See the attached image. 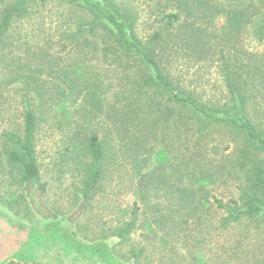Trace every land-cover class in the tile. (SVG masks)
Instances as JSON below:
<instances>
[{"label": "trees", "instance_id": "1", "mask_svg": "<svg viewBox=\"0 0 264 264\" xmlns=\"http://www.w3.org/2000/svg\"><path fill=\"white\" fill-rule=\"evenodd\" d=\"M45 1L15 0L0 14V57L6 61L2 68L0 96L5 95L7 103L17 104L23 118L21 132L15 126L8 127L3 138L6 156L19 170L21 180L32 183L40 178L35 150L39 127L54 118L60 117L64 121L68 106L77 105L74 111L80 112L84 121L99 118L104 124L110 122L116 134L112 144L107 128L103 129L102 135L99 129L87 134L85 154L88 161L82 163V198L86 206L96 196L111 161H127L132 157L130 163L134 177H137L132 186L133 194L146 206L154 225L160 230L175 229L174 214L181 215V220L202 215L206 203L213 206L215 216L222 212L219 225L224 228L251 220L264 223V108L258 112L251 109L252 103L258 101L261 88H264V52L249 53L246 62L223 56L227 98L224 103L204 100L170 70L165 53L158 46L164 39L162 32L157 31L144 42L136 32V16L126 11L117 0H61L89 16L80 20L71 34L63 32L65 38L86 46L100 42L93 52H86V58L89 53H98L103 62L121 75L113 93V103H110L106 94L114 84L105 83L100 74L94 75L89 69L84 71L77 63L73 68L60 71L50 65L45 72L43 61L53 62L45 59L44 52L35 59L26 50L21 54L12 52L16 44L11 34L13 25L30 18L33 5ZM246 1L248 5L254 2L253 7L258 8L253 19H249L238 5L219 9L200 0L197 3L200 7L195 10L197 4L186 1L180 4L181 8L165 16L168 22L165 29L173 30L177 23H184L183 30L187 31L178 38L184 35L185 43L193 44L195 30H201L195 20L209 10L214 16L226 17L229 29L224 40H230L246 24L253 22L255 38L264 43V0ZM185 16L194 18L193 22L187 19L180 21ZM233 48L237 49L236 46ZM218 128L234 132L238 137L235 143L228 142L222 149V145L211 138ZM157 130H161L160 138ZM173 134H177L179 139L173 155L176 163L169 172L161 167L168 160L167 154L171 153L166 151L167 147L160 152V163L152 170L143 171V163L148 161L155 145H164L165 139ZM229 149L231 151L227 152ZM210 186L214 189L230 186L237 196H231L224 202L216 196L217 193L211 194ZM164 188L169 190L162 194ZM164 195L176 201L177 209H172L175 205L170 207L172 213L161 208V201L152 203L155 199L162 200ZM134 213L131 220L116 227L110 238H101L107 247L103 248L105 252H115V243L119 245L129 240L137 225V212ZM0 216L7 214L0 213ZM59 217L55 214L51 220H46L44 230L64 234L67 241L74 242L84 254L93 252V241L81 240L79 231L67 228L66 220ZM94 239L99 240L100 237ZM144 250L140 248L138 254L130 250L131 255L127 259L140 264L137 259ZM6 264L37 263L10 260Z\"/></svg>", "mask_w": 264, "mask_h": 264}, {"label": "rangeland", "instance_id": "2", "mask_svg": "<svg viewBox=\"0 0 264 264\" xmlns=\"http://www.w3.org/2000/svg\"><path fill=\"white\" fill-rule=\"evenodd\" d=\"M14 1L0 0V14L3 8ZM117 1L126 11L136 16V32L144 42L151 39L157 31L162 32L164 39L158 46L165 53L170 70L178 80L204 100L224 103L227 98L222 72L223 56L229 55L246 62L249 53L264 52V43L255 38L251 26L253 22L246 24L230 40H224V34L229 29L226 17L214 16L209 10L199 20H195L196 26L201 30H195L193 44L185 43L184 35L178 38L187 31L183 30L184 23H177L173 30L165 29L168 27L165 16L174 13L186 1L197 4L200 0ZM202 1L219 9L224 6H239L245 10L249 19L255 18L258 10L257 6L253 7L254 2L248 5L246 0ZM197 7H200L199 4L195 6V10ZM32 13L30 18L13 25L11 34L16 44L12 52L21 54L22 50H26L34 59L37 56L40 58V54L44 52L45 59L49 58L53 62L50 64L49 61H43L45 72L50 65L60 71L73 68L77 63L84 71L89 69L94 75L100 74L105 83L114 84L106 94L110 103H113V93L121 75L103 62L98 53H89L87 58L85 55L86 52H93L100 42L88 46L76 44L63 34H71L77 23L89 16L61 0H46L45 3L34 4ZM184 19H187L186 16L180 21ZM187 20L193 22L194 18ZM198 33L201 35L197 37ZM196 42L199 43L194 47ZM234 46L237 47L236 50ZM5 62V58L0 57V77ZM0 81L3 85L2 77ZM258 96V101L251 106L257 112L264 108L263 87ZM4 100L5 95L0 96V213L7 214L0 216L1 264L10 260L37 264H134L132 259H127L131 255L129 251L138 254L140 248L145 249L140 254V259H137L140 264H264V223L251 220L224 228L219 225L222 212L215 216L213 206H209V203L203 206L202 215L194 216L193 219L186 217L181 220V215L174 214L175 229H167L166 232L160 230L154 225L146 206L133 194L132 186L137 177H134L133 165L130 163L132 157L127 161H111L99 183L96 196L86 206L82 198V163L88 161L85 154L87 134L99 129L102 135L103 129L107 128L111 134V144L115 143L116 134L110 122L104 124L99 118L84 121L81 113L74 111L77 105L68 106L64 121L60 117V120L54 118L39 127L35 150L40 178L32 183L23 182L19 170L6 156L3 138V132L8 127L15 126L21 132V108ZM157 136L160 138L161 130H157ZM211 138L219 142L223 149L228 142L234 144L238 137L229 129L218 128ZM178 139L177 134H173L171 138L165 139L164 145L156 144L148 161L143 163V171L152 170L159 164L160 152L167 147L166 151L171 153L167 154L168 160L161 167L169 172L170 167L176 163L173 155L177 151ZM230 151L229 149L227 152ZM175 180L174 178L173 181ZM209 188L211 194L217 193L216 196L224 202L231 196H237L230 186L225 189ZM167 190L169 189L164 188L162 194ZM155 200L152 203L161 201V208L166 212L173 205L172 209H177L176 201L168 195H164L162 200ZM171 211L173 210L169 212L172 213ZM134 212H137V225L129 240L119 245L115 243V252H105L103 248L107 247H104L101 238H110L118 225L133 218L136 214ZM55 214L61 220H66L67 228L78 230L81 240H92L93 252L87 251L84 254L74 242L67 241L64 234L45 231L44 222L51 220ZM99 237V240L94 239Z\"/></svg>", "mask_w": 264, "mask_h": 264}]
</instances>
